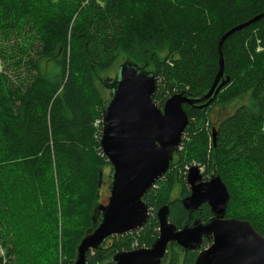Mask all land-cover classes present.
<instances>
[{
    "label": "trees",
    "instance_id": "trees-1",
    "mask_svg": "<svg viewBox=\"0 0 264 264\" xmlns=\"http://www.w3.org/2000/svg\"><path fill=\"white\" fill-rule=\"evenodd\" d=\"M262 14L264 0H0V241L18 211L21 219L39 213L25 231L17 227L19 264H74L93 228L109 175L100 188V174L111 168L100 148L108 98L99 80L120 52L156 74L154 102L163 109L177 93L205 95L219 70L220 39ZM157 42L169 45L163 59L156 52L140 57ZM222 54L230 82L209 106H184L190 123L181 148L143 198L151 210L148 223L89 252L87 264L150 248L159 237L157 212L166 205L169 221L181 229L188 220L181 199L191 193L187 174L194 164L204 180L218 174L227 186L226 217L251 222L264 237V17L233 33ZM45 63L52 65L44 71ZM248 93L247 105L212 122L216 106ZM210 218L204 204L192 222ZM210 245L205 239L202 250ZM176 247L170 245L168 264H179ZM197 256L189 251L183 264H195Z\"/></svg>",
    "mask_w": 264,
    "mask_h": 264
},
{
    "label": "water",
    "instance_id": "water-1",
    "mask_svg": "<svg viewBox=\"0 0 264 264\" xmlns=\"http://www.w3.org/2000/svg\"><path fill=\"white\" fill-rule=\"evenodd\" d=\"M264 17L229 30L219 42V70L211 89L201 97L183 91L170 97L160 109L154 102L158 89L156 74L132 61L123 63L114 79H101L110 95L103 108L100 148L111 164L108 175L110 197L99 204L95 221L81 240L74 264H87L88 253L102 250L110 237L126 235L145 227L151 210L143 200L169 170L182 145L190 120L184 109L207 107L230 82L225 74L222 47L235 32ZM216 138V133H214ZM101 188L104 172L101 171ZM190 195L181 199L188 211L186 224L179 229L169 221L166 205L157 212L159 237L150 248L122 251L103 264H165L172 244L184 251L200 250L195 264H264V237L249 221L226 217L231 195L218 174L204 180L202 168L194 164L188 171ZM208 204L212 218L207 222L192 215ZM211 245L202 250L203 240Z\"/></svg>",
    "mask_w": 264,
    "mask_h": 264
},
{
    "label": "rangeland",
    "instance_id": "rangeland-1",
    "mask_svg": "<svg viewBox=\"0 0 264 264\" xmlns=\"http://www.w3.org/2000/svg\"><path fill=\"white\" fill-rule=\"evenodd\" d=\"M126 16H127L126 17L127 18L126 23L128 26H131L132 19H133L132 7L127 9ZM144 50H145V52L143 54H145L146 52L147 53L145 55L139 54L140 57H142V56L144 58L149 57V55H151L153 52H156L157 56L159 58L163 59L168 54L169 45L165 42H157V43H155V45L150 44L148 46H145ZM128 58H129V55L125 54V52H120L119 58H118L117 62L114 64V66L109 71L100 74V80L101 79L102 80L107 79V78L114 79L116 77V73H117L119 67L123 63L128 61ZM51 65H52L51 63H45L43 65V70L45 71L46 69H49L51 67ZM100 80H99V84H100ZM101 89L105 92L106 97L109 98V95H110L109 89H105L102 87H101ZM249 101H250V95L248 93V94L241 96L240 98L236 99L235 101H233L229 104H226L223 106H216L211 113L212 122L217 125L224 118L233 114L240 106L247 105L249 103ZM110 170H111L110 165H107L104 173L106 175H108ZM173 195L175 197L176 196L179 197V189L178 188H175ZM109 197H110V191H109L108 183L106 180L104 182L103 189H102L101 203L107 204ZM38 216H39V213L32 214V218L38 217ZM32 218L28 217L25 219H21V214L18 211L15 215H13L11 217L12 224H10V218H9V221L6 222L8 234L3 235L2 236L3 239H1V241H0V252L3 256L5 264H19L18 260H17L19 258V255H16V252L14 253L15 249L13 247V242L15 239V233L18 231L19 227H21L20 231L23 232V231H25L27 224H31V226H32L34 224ZM0 224H2L0 226V233H2L4 231V230H2L4 228V222H0ZM12 228H14V234H12Z\"/></svg>",
    "mask_w": 264,
    "mask_h": 264
},
{
    "label": "flooded vegetation",
    "instance_id": "flooded-vegetation-1",
    "mask_svg": "<svg viewBox=\"0 0 264 264\" xmlns=\"http://www.w3.org/2000/svg\"><path fill=\"white\" fill-rule=\"evenodd\" d=\"M107 180V183H108V188H109V181H108V179H105V181ZM194 218V217H193ZM195 220L193 219V222H194ZM112 237H110L108 240H107V243H106V245H105V247L104 248H106V247H108V245H109V243H110V239H111ZM205 240V239H204ZM203 240V241H204ZM177 247V249H178V251H179V264H183V261L185 260V258H186V255H187V253L189 252H186V251H184L180 246H178V245H176ZM103 248V249H104ZM169 248H170V246H169ZM169 248H168V252H169ZM96 251V250H95ZM193 252H197V251H193ZM199 252H200V250H198V254H199ZM168 254V253H167ZM168 256V255H167ZM168 259H166V262H165V264H168V261H167Z\"/></svg>",
    "mask_w": 264,
    "mask_h": 264
},
{
    "label": "built area",
    "instance_id": "built-area-1",
    "mask_svg": "<svg viewBox=\"0 0 264 264\" xmlns=\"http://www.w3.org/2000/svg\"><path fill=\"white\" fill-rule=\"evenodd\" d=\"M99 123V122H98Z\"/></svg>",
    "mask_w": 264,
    "mask_h": 264
}]
</instances>
